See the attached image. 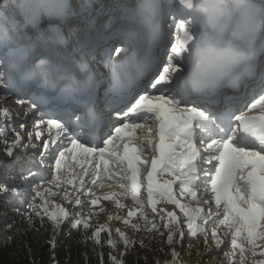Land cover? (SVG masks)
I'll use <instances>...</instances> for the list:
<instances>
[{
  "label": "snow or ice",
  "instance_id": "6c2138e0",
  "mask_svg": "<svg viewBox=\"0 0 264 264\" xmlns=\"http://www.w3.org/2000/svg\"><path fill=\"white\" fill-rule=\"evenodd\" d=\"M0 87L31 92L23 116L0 108V195L30 196L13 211L50 248L94 227L93 250L118 251L99 264H126L134 240L57 202L126 196L136 207L109 221L168 245L202 238L200 264H264V0H0ZM105 181L121 191L97 195Z\"/></svg>",
  "mask_w": 264,
  "mask_h": 264
},
{
  "label": "trees",
  "instance_id": "16d2710c",
  "mask_svg": "<svg viewBox=\"0 0 264 264\" xmlns=\"http://www.w3.org/2000/svg\"><path fill=\"white\" fill-rule=\"evenodd\" d=\"M17 2L23 3L24 0H17ZM103 2L110 4L117 1L103 0ZM220 2L227 4L232 3L233 0H220ZM1 118L3 116H0V120ZM0 172H2L0 175V180H2L4 178L3 167H0ZM9 175H14V169L9 172ZM21 198L26 200V196L17 198L12 195H0V264H53V255L58 264H99L98 254L106 257L109 252L107 245L96 247L93 250L92 242L85 239L91 236V231H94L91 228H66L64 234L57 237L55 249L50 248L47 242L52 238L51 231L44 233L41 229V235L37 236L27 221L13 211L14 208L23 207L19 203ZM7 225H13V227L6 230ZM153 247L152 253H145L146 248L140 247L136 242L128 250L126 264H146V262L155 264L157 260L164 264L161 260V253L158 251L160 248L157 245ZM106 264H112V262L106 260Z\"/></svg>",
  "mask_w": 264,
  "mask_h": 264
},
{
  "label": "rangeland",
  "instance_id": "374dc122",
  "mask_svg": "<svg viewBox=\"0 0 264 264\" xmlns=\"http://www.w3.org/2000/svg\"><path fill=\"white\" fill-rule=\"evenodd\" d=\"M115 1H117V0H115ZM118 1H121L122 3H126V4L130 5L128 3V0H118ZM211 2H213V0H211ZM216 2H220V1L216 0ZM225 34H227V32ZM0 91H2V87H0ZM1 98H2V96L0 95V106L3 103V101H5V100H2ZM9 99H15V98H13V95H11ZM17 105L19 107L22 106L20 104H17ZM19 109L24 111V107L19 108ZM13 111L17 112L16 110H13ZM3 120L4 119H1V121H3ZM16 130H18V131L20 130L19 126H16ZM2 146H3L2 142H0V148H2ZM0 156H2V152H0ZM25 167H30V166L27 165ZM11 170H13V169H10L9 172ZM1 174H2V172H0V175ZM161 179H168V177H162ZM109 185H111V186H109ZM96 189L98 190V191L96 190L97 195H100V196H103L105 194H109L112 192H120L121 191L119 186L116 185L114 183V181H105V187H103V188L97 187ZM174 189H175V186H174ZM30 191H31V189L28 190L29 193H30ZM25 196L27 197V200L30 199V196L27 193L25 194ZM21 199H23V198H21ZM52 199H56V198H52ZM119 199L127 207L122 208V209H117V207L115 205V201L112 199H106V200L101 199L96 206L90 207V208H84V209H80L79 207H77L76 209H73L72 206L67 205L62 200L57 199V202L64 204V206L66 208H68L69 211H77L78 212V216H77L78 218L83 217V216H87L89 214V212L91 211L93 213V215L91 216L90 223L93 226H99V225L105 224L107 222L113 228H119L122 232H124L129 240H134L135 242H138L139 245H140V241H143V244L145 245V247H142V248H146L145 253L151 252V250L154 248L153 247L154 245H157V247L160 249L163 248V252L160 251L162 262L172 261L173 258L171 257L170 252H171V249L173 247H175V250L179 253V257L177 259L179 260L180 264H200L202 256L205 253V247L203 246L202 238H201V241L199 243H197L195 238L186 237L183 246L175 245V244L174 245H168L166 243H162L159 239H150L149 238L150 236L155 237L157 235L156 233H148L146 231H137V230L131 228L130 225H126L119 220L113 219V220L109 221L108 216L110 214L115 213V214H119L121 216H126L129 208L136 207L134 202L131 201L130 197L120 196ZM185 201H187L186 203H188V204H195L196 203V201H194V200H185ZM157 207L166 209L167 211L175 210L177 212V215H181L179 213V210L175 209V206L172 205L171 203L161 201L160 203H158ZM149 218H151V214H149ZM133 223H136V224L143 226L145 221L142 218L137 219L134 217ZM91 229L94 230V227ZM90 233H92V231ZM164 239L166 240V238H164ZM187 245H193L194 247L192 249H188ZM118 247L120 250H123L122 244H120ZM213 249H214V244H213ZM109 252L113 256L118 255V251L116 248L109 247ZM166 253H167V255H166ZM213 259H215V257H213Z\"/></svg>",
  "mask_w": 264,
  "mask_h": 264
},
{
  "label": "bare ground",
  "instance_id": "6f19581e",
  "mask_svg": "<svg viewBox=\"0 0 264 264\" xmlns=\"http://www.w3.org/2000/svg\"><path fill=\"white\" fill-rule=\"evenodd\" d=\"M225 38H227V34H225ZM161 66H162V65H161ZM158 72H159V71H158ZM158 72H157V73H158ZM9 97H10V96H9ZM13 98H14V95H13ZM6 99H9V98H6ZM6 99L2 98V100H6ZM19 99H20V98H19ZM96 190H97V189H96ZM97 191H98V190H97ZM97 191H96V192H97Z\"/></svg>",
  "mask_w": 264,
  "mask_h": 264
}]
</instances>
